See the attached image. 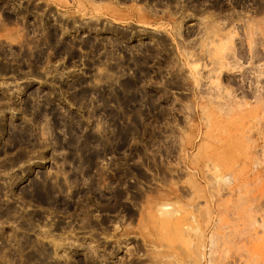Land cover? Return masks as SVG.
Segmentation results:
<instances>
[{
	"label": "rangeland",
	"instance_id": "rangeland-1",
	"mask_svg": "<svg viewBox=\"0 0 264 264\" xmlns=\"http://www.w3.org/2000/svg\"><path fill=\"white\" fill-rule=\"evenodd\" d=\"M0 264H264V0H0Z\"/></svg>",
	"mask_w": 264,
	"mask_h": 264
},
{
	"label": "bare ground",
	"instance_id": "bare-ground-1",
	"mask_svg": "<svg viewBox=\"0 0 264 264\" xmlns=\"http://www.w3.org/2000/svg\"><path fill=\"white\" fill-rule=\"evenodd\" d=\"M217 28H218V27H217ZM219 29H220V28H219ZM219 29H217V30H219ZM209 30H210V29H209ZM217 30H216V31H217ZM207 31H208V30H207ZM214 31H215V30H214ZM211 32H212V31H211ZM217 32H218V31H217ZM231 32H232V31H231ZM231 32H229V34L232 35L233 33H231ZM207 33H208V32H207ZM213 34H214V32H213ZM229 34H228V35H229ZM217 35H218V33H217ZM231 35L226 36V37H228L229 39H231V38H232ZM226 43H227V42H226ZM226 43H225V42H224V43L221 42V44L217 45L219 48L216 47V49H220V48H221V50H222V49H223V50L226 49L225 51H227V49H229V47L227 46L228 43H227V44H226ZM228 45H229V44H228ZM250 48H251V47H250ZM231 49H232V48H231ZM233 49H234V48H233ZM234 50H235V49H234ZM250 50H251V49H250ZM237 51H238V50H237ZM222 52H223V51H222ZM233 54H235V53H233ZM225 55H226V54H225ZM252 55H253V54H252ZM254 55H255V54H254ZM234 56H235V55H233V57H234ZM218 57H219V56H218ZM219 58H220V57H219ZM223 58H225V57H223ZM235 58H236V57H235ZM222 60H223V59H222ZM214 62H215V61H214ZM218 62H219V59H218ZM216 63H217V61H216ZM216 63H215V64H216ZM234 63H235V65H233V69H234V67H236L238 64H240V60H239V58H237V59L235 60ZM220 64H221V65H220V68H221L222 65H223V67H225V66L228 67V65H230L229 63H227V61H226V62H225V61H222V62L220 61ZM195 65H197V64H195ZM231 65H232V64H231ZM223 67H222V68H223ZM230 67H231V66H230ZM216 76H217V75H216ZM216 79H217V78H216ZM220 84H221V83H220ZM217 86H218V85H217ZM217 88H218V87H217ZM218 89H219V88H218ZM258 91H259V90H258ZM228 92H229V91H228ZM226 93H227V92H226ZM226 95H229V94H226ZM219 96H220V95H219ZM222 97H223V96H222ZM220 98H221V97H220ZM228 99H229V97H228ZM225 100H226V98H225ZM233 100H234V99H233ZM233 102H234V101H233ZM238 102H240V101H236V103L238 104V106H240L241 103L239 104ZM236 103H232V101H229V102L227 101V103H226V102L223 103L222 106H223V105L228 106V105H230V104H236ZM242 105H243V103H242ZM230 106H232V105H230ZM234 106H235V105H234ZM235 107H236V106H235Z\"/></svg>",
	"mask_w": 264,
	"mask_h": 264
}]
</instances>
